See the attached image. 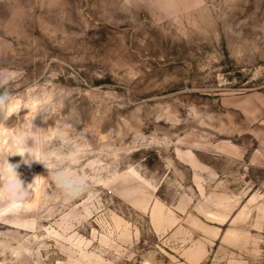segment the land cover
<instances>
[{"label": "rangeland", "instance_id": "1", "mask_svg": "<svg viewBox=\"0 0 264 264\" xmlns=\"http://www.w3.org/2000/svg\"><path fill=\"white\" fill-rule=\"evenodd\" d=\"M0 95V264H264V0H0Z\"/></svg>", "mask_w": 264, "mask_h": 264}, {"label": "clouds", "instance_id": "2", "mask_svg": "<svg viewBox=\"0 0 264 264\" xmlns=\"http://www.w3.org/2000/svg\"><path fill=\"white\" fill-rule=\"evenodd\" d=\"M10 102L6 95H0V109H3ZM32 139L31 146L28 140ZM13 150L6 157L0 158V197L12 200H22L30 194V184L25 187V182L21 179L18 172L21 163L31 167L34 162L42 163L46 168L48 165L45 160L40 158L38 149L39 137L32 133L20 132L16 135L13 141ZM18 155L21 161L12 163L9 160L10 156ZM54 179L64 188L66 195L74 196L77 194V189L68 184L64 179L63 172L54 173Z\"/></svg>", "mask_w": 264, "mask_h": 264}, {"label": "crops", "instance_id": "3", "mask_svg": "<svg viewBox=\"0 0 264 264\" xmlns=\"http://www.w3.org/2000/svg\"><path fill=\"white\" fill-rule=\"evenodd\" d=\"M261 154H262L263 164H264V145H263V147H262V149H261Z\"/></svg>", "mask_w": 264, "mask_h": 264}, {"label": "bare ground", "instance_id": "4", "mask_svg": "<svg viewBox=\"0 0 264 264\" xmlns=\"http://www.w3.org/2000/svg\"><path fill=\"white\" fill-rule=\"evenodd\" d=\"M2 132V131H1Z\"/></svg>", "mask_w": 264, "mask_h": 264}]
</instances>
